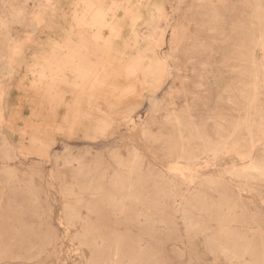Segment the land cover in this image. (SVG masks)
Segmentation results:
<instances>
[{
	"label": "rangeland",
	"instance_id": "374dc122",
	"mask_svg": "<svg viewBox=\"0 0 264 264\" xmlns=\"http://www.w3.org/2000/svg\"><path fill=\"white\" fill-rule=\"evenodd\" d=\"M113 1L123 6L126 0ZM50 3L0 0V264H102L106 255L93 239L102 245L114 232L125 236L123 264H264V171L257 170L264 165V42L252 51L256 63L240 61L264 28V19L255 18L264 14V0H143L149 15L162 9L160 31L152 36L140 25L145 35L135 42L124 18L112 26L117 35L109 42L113 53L127 48L120 60L126 70L140 56L135 44L148 49L150 61L140 66L153 87L115 99L120 88L100 80L95 88L106 91L99 100L90 90L93 80L106 75L100 55L109 31L93 38L75 24L89 20L82 0ZM18 11L25 17L13 18ZM18 38L26 47L11 63ZM36 58L35 70H28L25 62L33 65ZM33 81L55 93V115L33 96ZM77 122L82 123L70 131ZM193 122L210 142L200 157L192 155ZM99 126L109 127L98 131ZM36 137L45 156L31 143ZM177 154L184 157L175 159ZM134 163L138 191L127 201L126 226L83 232L99 220L122 223L97 202L101 194L83 192L91 174L98 183L113 169L127 177ZM98 164L106 167L104 174L95 172ZM198 192L210 203H242L233 207L239 221L231 230L247 232L259 249L255 255L231 259L212 243L221 238L215 219L223 218L190 207ZM74 207L82 221L70 220ZM242 216L257 224L243 223Z\"/></svg>",
	"mask_w": 264,
	"mask_h": 264
},
{
	"label": "bare ground",
	"instance_id": "6f19581e",
	"mask_svg": "<svg viewBox=\"0 0 264 264\" xmlns=\"http://www.w3.org/2000/svg\"><path fill=\"white\" fill-rule=\"evenodd\" d=\"M24 1H26V0H24ZM82 1L87 5L86 10L89 11V16H88L89 20L88 21L86 20L87 23L83 24L85 21H83L81 19L80 20L76 19L75 24L80 26L81 28H84L85 34H88V35L93 34V38H95V35H97V31L98 32H102L104 30L109 31V33L106 35V36H109L107 39V42L105 43V45L102 46L103 47V50H102L103 55L102 54L100 55L102 57L101 58L102 60H100V67L102 68V71L104 73H106V75H100L96 78L95 81L93 80V82H92L93 87L90 90V95L93 97H96V93H97V95H98L97 100H99L100 97L103 96L102 94H104V92L106 91L105 90L106 88H104V89H102V88L96 89L95 88V83L99 82L100 80L105 81L106 83H111L113 86H115L114 88H116V89L120 88L118 91L115 90V92L113 94L112 98H115V99L123 98V97L129 96V95L133 96L135 94H136V96H139L140 95L139 89H142L143 85H145V88L151 89L153 86H151L152 84L150 81L146 80L144 73L141 70V66H140L142 61H146V62L150 61L148 49L145 46L135 44L132 47V50L137 51L140 56L137 60H134V59L131 60L130 64H131V67L133 70H126L125 68L123 69V67H122L123 64L121 63L120 60L126 58V56L128 55L127 48L123 47L122 49H119L116 53H113L114 47L109 41L114 40V38L117 35L114 32L112 33V31H115V29H113L112 26L119 24L120 20L123 21L124 18L127 20V24L130 27V29L135 33V39H133L135 42L138 41L137 35L138 36L139 35H142V36L145 35L142 32V30H140V27H139L140 25H144L147 29H149L150 35L153 36V35L157 34L160 31V29L158 27V23H157L156 19L157 18L160 19V13L162 12V9L157 6L156 11L158 12V15L151 14L152 15L151 16V15L145 13V9L148 8L147 6L149 5V3L147 5H145L143 3V0H126L125 3L123 4V6L116 5L113 0H82ZM40 2H41V4H51L50 0H40ZM257 10H259V9L257 8ZM120 11L123 12V15L119 16L118 13ZM14 14L13 15L11 14V15L13 18H17V20L25 17L24 16L25 14L23 15V13H21L19 11L17 12V14L16 13H14ZM251 14H252V12H251ZM145 15L146 16L149 15V20L142 22V20L145 18ZM255 18L258 20L259 19L262 20V19H264V14L257 12V14L255 15ZM0 20H2V19H0ZM2 25L5 27L6 21L3 22ZM92 26H99V29L97 27L94 28ZM258 26H263V25H261L259 23ZM19 29H20V26H19ZM92 31L94 33H91ZM19 36H17V37H19ZM106 36H105V38H106ZM257 37H258L257 43L254 44L253 39H252L250 46L246 49L248 55L245 57V59H244V57L241 58L240 61L246 62L249 60V62L252 64L257 62L255 60L254 56L252 55V51L254 50V47H257V46L262 47L263 42H264V28L258 29ZM18 40H19V42H18L17 48L15 50L16 55H15L14 60L11 61V63L13 61L14 62L17 61L21 57L19 54H20L21 50H24L26 47V45L24 43L20 42L19 38H18ZM103 40H104V38H103ZM103 40H102V42H103ZM96 43H98V42H96ZM99 45H101V43ZM97 46H98V44H97ZM75 47H76V45H75ZM99 48H100V46H99ZM99 48H97V49H99ZM173 48H175V47H173ZM129 51H130V49H129ZM166 56H167V58L171 57L169 55H166ZM167 58H166V60H167ZM25 64L27 65L28 70L31 69V66H32V70H35V67L38 64V60H37V58L34 59L32 61L33 65H30L28 63V61L25 62ZM86 65H88V64H86ZM71 69H73V68H71ZM91 70H92V68H91ZM123 83H126L127 85H123ZM39 84H40L39 81H33L32 82L30 88L32 90L33 96L35 95V98H38L40 100V102H42V104L48 105L49 111H50L49 115L53 116V115H55V109H54V105H53L55 102V93L52 90L48 89L46 86L43 87L42 85L40 86ZM121 87H123V88H121ZM255 89H256V87H255ZM119 91H121V92H119ZM148 98L150 101L153 100V96H149ZM251 98L253 100L257 99L258 94L253 93ZM81 123L82 122H77L76 124H72L71 126H69L68 129H70V131H73V128H75L77 125L80 126ZM180 124H181V122L178 121L177 125L179 126ZM102 125H104V123ZM108 127L109 126H99L98 131H103ZM237 127H238L237 125H235V126L231 125L230 126V128L233 130L237 129ZM178 131L181 133L182 132L181 128H178ZM190 131L193 134L194 141H195L194 142L195 147H194V151L192 152V155H194L196 157H200L209 149V143L210 142L204 138V135L201 133L200 128L197 125H195L194 122L192 123V127L190 128ZM224 132H226V131H224ZM86 137L90 138V139L94 138L93 136L89 137L87 135H86ZM40 142H41V140H38L37 137L31 139V143L33 144V147H37V149H39L37 151H42V153H44L43 156H45L46 155L45 151L42 148H38V144H40ZM190 154L191 153L187 152L185 155L190 157ZM176 156L177 157H175V159L184 157V155L180 156L178 154ZM257 168H258L257 170H259L261 172L264 171L263 163L258 164ZM84 169L85 168L81 167L79 169V171L84 173L85 172ZM96 169H98L100 171V174L102 172L104 174V172L106 171V167H104L102 164L97 165V167L95 168V172H96ZM119 169H113V173H111L109 179L105 182H102V183H98L96 181V176L91 174V178L89 180H87L86 184L84 185V191L83 192L84 193H91V194H101L102 197L95 198V199H97V202L100 204H104L105 205L104 207L105 208L107 207L108 210H111L116 217H118V215H120V217L122 218V223H114V224L105 225V224L101 223V221L99 220L97 223H90V229L84 230L83 232L88 231V233H92L95 230H104L105 228H109L110 230H120V226H122V225L126 226L125 220L127 218V211H128L127 201H129L131 198H133L134 195L138 191V190H136V186H135L136 185V183H135L136 182L135 181L136 180V173L135 172L138 169V165H135V163L131 165L130 172L128 173L127 177L123 176ZM84 174L87 175L88 172H85ZM243 176L245 178H251L252 175L246 172V173H243ZM259 176H261L260 178H262L263 173L260 174ZM105 177L106 176H104V178ZM256 178H257V176H256ZM168 184H170L171 186H174L175 183L173 180H169ZM110 188H114V190L111 189L112 191H110ZM108 194H118V195L122 194L123 197H121L119 199H115L114 197L108 196ZM192 197H193V199L191 201L192 206H190V207L197 208V210H200L198 208H201V210L206 211V212H210V213L217 212L218 216L219 215L222 216L223 219H218V220L215 219V221L217 223V227H218L217 230H219L217 236H220L221 238L218 239L216 237H213L212 243L215 246L221 248L224 253L228 252L227 254H228L229 258L241 259L242 255L243 256L244 255H253V254L255 255L257 253V251H259L257 246H255V244L253 243V240L249 239L247 232H245V231L238 232L237 230H231L232 227H234L235 223H237L239 221L237 216L232 214L233 207L238 206V205L240 206V204L242 205V203H239V204L235 203L233 205H229V201L227 199H223L222 202H219V203L217 202V204L210 203L209 201H207L204 198L205 195L200 193V192L195 193L194 196H192ZM80 202H83V199H81ZM85 207L89 209L88 204ZM73 209H74L73 212L70 214V220L72 222L75 220L82 221V216H81L80 212L75 207ZM218 209H219V211H218ZM227 209L229 210V212H226ZM91 210H92V212L98 211L99 207L98 208L97 207L96 208L91 207ZM224 211L226 213H224ZM97 218H98V215H97ZM241 221H243V223L249 224V225L257 224V221L255 219H252V221L249 222V218L246 216H242ZM188 223H189V221H188ZM200 230H202V231L207 230V227L205 226L204 228H202ZM261 239H262V237H261ZM102 241H103V243H102V245H100V244H98L96 237H94L93 242H92L93 246L100 247V249L97 250V251H99L100 254L106 255L102 264H123L124 263L123 259L126 258L125 236H123V234L120 232H114L113 234H111L109 236V239L107 238L104 240L102 238ZM106 244H108V245H107V249L105 250L104 248H106ZM262 245H263V243H262ZM262 260L264 263V257H262Z\"/></svg>",
	"mask_w": 264,
	"mask_h": 264
},
{
	"label": "crops",
	"instance_id": "0c3cea01",
	"mask_svg": "<svg viewBox=\"0 0 264 264\" xmlns=\"http://www.w3.org/2000/svg\"><path fill=\"white\" fill-rule=\"evenodd\" d=\"M93 100V98H91ZM95 100H97V98H95Z\"/></svg>",
	"mask_w": 264,
	"mask_h": 264
}]
</instances>
